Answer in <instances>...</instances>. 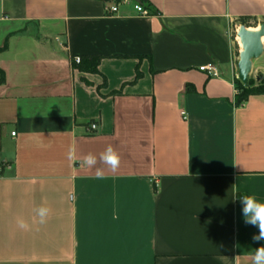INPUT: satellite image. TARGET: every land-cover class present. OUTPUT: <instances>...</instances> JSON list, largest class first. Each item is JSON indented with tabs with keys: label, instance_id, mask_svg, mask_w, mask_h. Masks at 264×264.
<instances>
[{
	"label": "crops",
	"instance_id": "obj_1",
	"mask_svg": "<svg viewBox=\"0 0 264 264\" xmlns=\"http://www.w3.org/2000/svg\"><path fill=\"white\" fill-rule=\"evenodd\" d=\"M131 1L150 15L0 0V264H253L264 246L240 199L264 203V95L236 102L238 34L264 0ZM108 145L120 166L97 178L82 159Z\"/></svg>",
	"mask_w": 264,
	"mask_h": 264
},
{
	"label": "clouds",
	"instance_id": "obj_2",
	"mask_svg": "<svg viewBox=\"0 0 264 264\" xmlns=\"http://www.w3.org/2000/svg\"><path fill=\"white\" fill-rule=\"evenodd\" d=\"M74 153L75 149L70 148L68 153L70 159L73 158ZM98 163L107 166L108 169L115 172L120 166V155L111 145H108L105 150L99 154V157L91 152L83 156L82 164L87 166L89 169L96 168V177L102 178L104 176V169L97 168L96 165ZM240 199L243 206L242 213L245 218V222L253 226H257L259 229L258 235H254L253 240H264V203L258 202L254 196L250 195H242ZM35 211L39 217V223H46L51 209L47 206L41 205ZM17 225L24 230H28L30 227L29 224L22 218L17 219ZM252 259L253 264H264V246L256 248Z\"/></svg>",
	"mask_w": 264,
	"mask_h": 264
},
{
	"label": "water",
	"instance_id": "obj_3",
	"mask_svg": "<svg viewBox=\"0 0 264 264\" xmlns=\"http://www.w3.org/2000/svg\"><path fill=\"white\" fill-rule=\"evenodd\" d=\"M243 52L240 55L238 64V80L244 86H249L250 76L253 71L254 61L259 60L264 55V26L258 32L248 31L245 27L240 29L238 34ZM260 81V79H257Z\"/></svg>",
	"mask_w": 264,
	"mask_h": 264
},
{
	"label": "trees",
	"instance_id": "obj_4",
	"mask_svg": "<svg viewBox=\"0 0 264 264\" xmlns=\"http://www.w3.org/2000/svg\"><path fill=\"white\" fill-rule=\"evenodd\" d=\"M105 2H115L118 3L121 0H104ZM141 3H143L141 1ZM100 59L96 58H83L81 59L80 64L74 65L76 69H78L81 72L90 73V74H97L98 73V67L100 64ZM0 83H3V73L0 70ZM254 95H264V79H261L259 83H256V81L251 80L249 81V86L244 87L239 81H237V97L236 102L238 106H241L244 104L251 96Z\"/></svg>",
	"mask_w": 264,
	"mask_h": 264
},
{
	"label": "built area",
	"instance_id": "obj_5",
	"mask_svg": "<svg viewBox=\"0 0 264 264\" xmlns=\"http://www.w3.org/2000/svg\"><path fill=\"white\" fill-rule=\"evenodd\" d=\"M126 4H131L134 8V10L143 17H147L150 15V13L143 7V5L137 3V2H132L131 0H121L118 3H115L114 5H112L111 7H107L106 8V13L109 16H114L117 15L119 13V8L121 5H126ZM74 62L76 64H80L81 59L80 58H75ZM200 72L207 74V76L211 77V78H219L220 77V71L219 68L216 64L210 63L208 65H205L203 67H201ZM182 116L184 119H186V113H182ZM95 126V127H93ZM98 129V125L96 123H93L90 126V130L92 132L97 131ZM13 136H15V133H13ZM1 173V171H0Z\"/></svg>",
	"mask_w": 264,
	"mask_h": 264
},
{
	"label": "rangeland",
	"instance_id": "obj_6",
	"mask_svg": "<svg viewBox=\"0 0 264 264\" xmlns=\"http://www.w3.org/2000/svg\"><path fill=\"white\" fill-rule=\"evenodd\" d=\"M110 1H112V0H110Z\"/></svg>",
	"mask_w": 264,
	"mask_h": 264
}]
</instances>
